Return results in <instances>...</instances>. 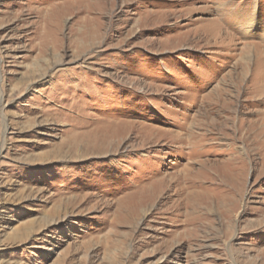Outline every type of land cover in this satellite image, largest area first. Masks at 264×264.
I'll return each instance as SVG.
<instances>
[{"label": "rangeland", "instance_id": "obj_1", "mask_svg": "<svg viewBox=\"0 0 264 264\" xmlns=\"http://www.w3.org/2000/svg\"><path fill=\"white\" fill-rule=\"evenodd\" d=\"M0 264H264V0H0Z\"/></svg>", "mask_w": 264, "mask_h": 264}, {"label": "bare ground", "instance_id": "obj_2", "mask_svg": "<svg viewBox=\"0 0 264 264\" xmlns=\"http://www.w3.org/2000/svg\"><path fill=\"white\" fill-rule=\"evenodd\" d=\"M259 136V135H258ZM261 143H262V141H261ZM260 143V144H261ZM256 145V144H255ZM261 150H262V148H261ZM260 152V151H259ZM258 153V152H257ZM209 164V163H208ZM235 196V195H234ZM235 207V206H234ZM224 208V207H223ZM199 209H201V208H199ZM234 210V209H233ZM207 211V210H206ZM221 212H223V211H221ZM207 213V212H206ZM217 213H219V212H217ZM219 215V214H218ZM223 215V214H222ZM216 216H217V214H216ZM223 218H225L226 220H228V221H230V215L229 214H224L223 215V217H222V225L221 226H223L224 227V225H225V223H224V219ZM202 219V218H201ZM231 222H230V224L229 223H227V227L226 228H223L224 229V231H223V233L224 234H222V239L224 238V239H227L228 238V236H229V234L231 233ZM210 228V227H209ZM221 231V230H220ZM215 232V231H214ZM218 233V232H217ZM199 235V234H198ZM216 236V235H215ZM208 238V237H207ZM220 240H221V237H218ZM228 247L231 249V246H229L228 245ZM228 248V250H230Z\"/></svg>", "mask_w": 264, "mask_h": 264}]
</instances>
